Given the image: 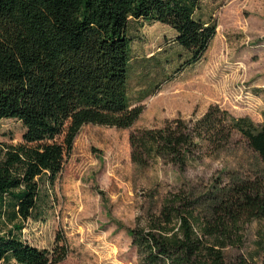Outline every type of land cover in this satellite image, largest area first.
Masks as SVG:
<instances>
[{
  "label": "trees",
  "instance_id": "obj_1",
  "mask_svg": "<svg viewBox=\"0 0 264 264\" xmlns=\"http://www.w3.org/2000/svg\"><path fill=\"white\" fill-rule=\"evenodd\" d=\"M199 6L200 0H0V120L14 117L25 126L23 141L0 152V215L8 209L11 220L32 216L39 177L55 181L84 124L125 128L142 113L129 94L130 19L174 28L190 53L182 68L204 55L217 32L216 22L196 17ZM234 134L252 161L226 166L206 190L169 191L146 224L128 229L139 264H264V232L248 246L251 223L264 221V121L213 104L195 121L176 117L132 131L131 158L146 165L161 157L184 168L229 147ZM68 252L65 240L51 251L13 230L0 233V264H48Z\"/></svg>",
  "mask_w": 264,
  "mask_h": 264
},
{
  "label": "rangeland",
  "instance_id": "obj_2",
  "mask_svg": "<svg viewBox=\"0 0 264 264\" xmlns=\"http://www.w3.org/2000/svg\"><path fill=\"white\" fill-rule=\"evenodd\" d=\"M195 15L216 22L217 32L204 55L182 68L190 53L176 40L174 28L130 19L129 94L132 105H143L142 113L125 128L84 124L55 181L39 177L32 216L11 220L7 209L0 215L1 234L13 230L51 251L65 240L67 256L48 264H139L128 229L146 224L169 191L183 185L206 190L226 166L252 161L253 152L239 134L229 147L190 160L184 168L161 157L146 165L131 158L132 131L176 117L192 122L213 104L264 121V0H200ZM24 131L21 120L2 118L0 152L23 141ZM20 223L21 229L14 227ZM259 230L264 232V221H253L249 247ZM58 234L64 240L57 241ZM2 264L21 263L12 259Z\"/></svg>",
  "mask_w": 264,
  "mask_h": 264
}]
</instances>
